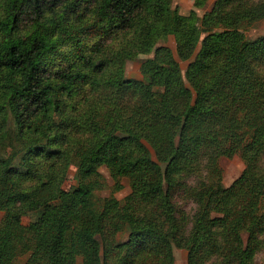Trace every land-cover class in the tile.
I'll list each match as a JSON object with an SVG mask.
<instances>
[{
	"label": "trees",
	"instance_id": "1",
	"mask_svg": "<svg viewBox=\"0 0 264 264\" xmlns=\"http://www.w3.org/2000/svg\"><path fill=\"white\" fill-rule=\"evenodd\" d=\"M171 1L0 0V264H174L173 246L186 264H256L264 34L237 29L264 0H215L201 18ZM203 31L185 71L156 46L171 34L186 60ZM138 54L142 78H126ZM236 154L225 186L220 160ZM101 166L128 181L121 199L96 194Z\"/></svg>",
	"mask_w": 264,
	"mask_h": 264
},
{
	"label": "rangeland",
	"instance_id": "2",
	"mask_svg": "<svg viewBox=\"0 0 264 264\" xmlns=\"http://www.w3.org/2000/svg\"><path fill=\"white\" fill-rule=\"evenodd\" d=\"M214 1L215 0H206L205 4L201 8H195L192 0H172L171 7L173 8V10H176L177 13L181 15H188L192 10H194L196 12V15L201 18L205 17L208 14ZM225 29H228V27L218 26L215 30L223 31ZM237 32L246 38H255L259 35H263L264 18L251 25H248L247 27L237 29ZM208 33L209 31H203L201 33L200 39L198 40L194 52L186 60H181L178 57L177 43L174 39V36L171 34L168 35L165 39L159 40L156 46L164 45L169 47L172 50L175 59L178 61L182 71H185L188 64L194 60L195 55L200 48L202 38ZM148 56L150 55L138 54L135 58L128 60L125 63L124 76L126 78L141 79L142 75L140 72V65ZM6 152H8V150ZM220 166L222 168L223 175L222 182L225 186H227L240 175L241 171L244 168V163L241 157L236 154L229 158H222L220 160ZM99 170L105 176L108 185L105 189L97 191V195L102 197L113 193L116 197L121 199L125 194L129 192L128 181L125 178L121 179L122 187L120 189H116L114 185V180L109 175L108 170L104 166H101ZM74 173L75 169L71 167L64 182V188H68L70 185H73L75 183L73 177ZM177 202L179 208L183 209L187 213L191 210L193 206V204L187 200H180L177 198ZM2 215L3 213L0 211V218L2 217ZM22 221L24 225H28L30 222V217L24 216ZM172 255L174 259V264H186V250L184 248H178L176 246H173ZM28 256L29 253L20 255L17 259V264H25ZM255 263L264 264V249L257 254Z\"/></svg>",
	"mask_w": 264,
	"mask_h": 264
}]
</instances>
